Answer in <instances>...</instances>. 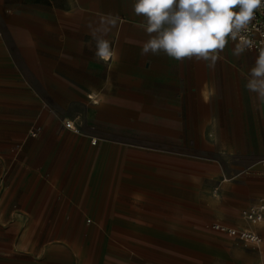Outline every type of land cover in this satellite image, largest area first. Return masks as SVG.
Masks as SVG:
<instances>
[{
	"label": "crops",
	"instance_id": "1",
	"mask_svg": "<svg viewBox=\"0 0 264 264\" xmlns=\"http://www.w3.org/2000/svg\"><path fill=\"white\" fill-rule=\"evenodd\" d=\"M134 2L0 0V264H262L264 226L242 218L264 198L257 54L142 56ZM101 16L118 17L108 62Z\"/></svg>",
	"mask_w": 264,
	"mask_h": 264
},
{
	"label": "clouds",
	"instance_id": "2",
	"mask_svg": "<svg viewBox=\"0 0 264 264\" xmlns=\"http://www.w3.org/2000/svg\"><path fill=\"white\" fill-rule=\"evenodd\" d=\"M132 7L146 21L149 39L142 45V56L164 53L177 61L195 59L214 67L229 39L238 41L233 49L237 57L253 49L254 41L243 33L256 10L264 7V0H135ZM117 19L101 16L95 27L89 24L94 55L100 61L108 62L116 55L105 37ZM246 88L264 103V46L249 70Z\"/></svg>",
	"mask_w": 264,
	"mask_h": 264
},
{
	"label": "built area",
	"instance_id": "3",
	"mask_svg": "<svg viewBox=\"0 0 264 264\" xmlns=\"http://www.w3.org/2000/svg\"><path fill=\"white\" fill-rule=\"evenodd\" d=\"M243 35L247 36L249 39L254 41L253 49L247 51L254 52L258 56L260 47L264 46V43H262L264 42V7H261L260 9L256 10L255 18L248 25V28L243 33ZM232 42L238 43V41ZM89 99L93 100L91 96L89 97ZM63 122V125H65L67 129L73 132L79 131L78 126H76L75 123L69 118H65ZM69 125H71V127ZM38 132L39 129L32 132V136H37ZM242 218L252 224L264 226V198L258 199V201L255 202L252 206L245 209L242 212ZM212 229L216 232L224 234L228 238L235 239L244 244L258 246L262 243V238L258 234L247 229H235L220 223L213 224ZM262 264H264V259L262 261Z\"/></svg>",
	"mask_w": 264,
	"mask_h": 264
},
{
	"label": "rangeland",
	"instance_id": "4",
	"mask_svg": "<svg viewBox=\"0 0 264 264\" xmlns=\"http://www.w3.org/2000/svg\"><path fill=\"white\" fill-rule=\"evenodd\" d=\"M211 227H212L211 224H209V228L208 229H205V230L206 231H209V230H211ZM217 235L220 236L221 234L217 233ZM221 237H223V236H221ZM184 257L188 261H190V263H192V264H211V262H207V260H204V259H201L200 257H198L196 255V253H194V252H188L187 254L184 255ZM214 264H222V263H221V261L218 260Z\"/></svg>",
	"mask_w": 264,
	"mask_h": 264
},
{
	"label": "snow or ice",
	"instance_id": "5",
	"mask_svg": "<svg viewBox=\"0 0 264 264\" xmlns=\"http://www.w3.org/2000/svg\"><path fill=\"white\" fill-rule=\"evenodd\" d=\"M71 127V125H69Z\"/></svg>",
	"mask_w": 264,
	"mask_h": 264
}]
</instances>
